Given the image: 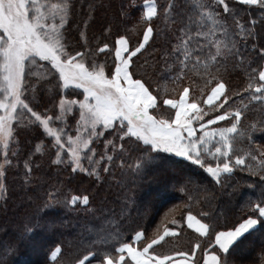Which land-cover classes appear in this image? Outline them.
Returning <instances> with one entry per match:
<instances>
[{
  "label": "snow or ice",
  "instance_id": "snow-or-ice-1",
  "mask_svg": "<svg viewBox=\"0 0 264 264\" xmlns=\"http://www.w3.org/2000/svg\"><path fill=\"white\" fill-rule=\"evenodd\" d=\"M235 3L257 7L264 21V0H235ZM143 8L140 21L145 27L138 45L132 47L125 35L117 34L114 44L103 43L96 50L98 53L114 52L111 65L97 66L95 63L87 65V53L73 51L66 43L65 25L70 22L74 11L73 0L52 4L47 0H0V192L6 190L4 178L6 167L10 165L11 138L14 128L20 124L42 128L43 135L52 138L51 146L56 149L57 157L53 163L65 162L61 152L66 151V163L71 172L85 173L95 177L97 182L102 179L101 168L104 173H109L118 158L119 166L124 168L125 157L135 151L138 153L135 163L128 166L133 176L132 186L118 182L115 207L109 210L108 215H103V207L99 209L106 223L116 221L114 235L118 246L114 247V252L105 251L102 255L89 250L77 258L75 264H92V261L96 264H233L232 252L249 238H260L264 246V146H253L252 135L256 131L264 132V65L258 68H252L251 62L247 65L250 69L247 87L242 89L243 95L233 93L241 98L242 106L234 110L227 108L231 97L224 75L229 61L233 62L232 67L244 64L246 54L235 37L257 39L256 20H251L252 27L246 29L236 19L228 0H211L210 3L207 0H168L167 6L158 5L157 0H143ZM217 8H222L223 13L233 18L238 32L229 31ZM121 15H127L126 11ZM161 16L175 39L171 50H166L162 58L166 63L165 71L173 83L184 80L192 72L206 78L207 84L214 85L202 100L207 108L199 106L198 101L189 102V87H183L178 93L179 99H163L167 108H161L151 86L143 78H136L132 70L133 58L156 34L153 21ZM81 37H84L83 32ZM252 50L264 60V44L258 50L253 44ZM33 77H36L34 82ZM44 85H51L49 91L59 89L60 114H42L28 101L26 93L29 89L35 94L42 91ZM70 88L82 89L83 99H65L64 92ZM245 98L248 103H244ZM254 105L259 106V117L242 129V119ZM77 106L79 120L75 137L68 135L64 127L52 126L54 121L65 123L67 114ZM222 121H231V124L213 127ZM106 135L111 139H104V154L96 159L91 145ZM238 137H246L247 148H237ZM36 150H41L39 145ZM89 152L93 154L89 155ZM170 156L199 166L212 178L210 183L214 181L222 190L229 186L224 179L231 177L235 169L248 171L259 177L255 186L250 185L258 187L259 192L254 193V198L244 200L239 217L222 229L189 213L186 218L188 228L204 238L206 246L197 242L189 251L165 254L154 246L166 236L176 235L175 230L165 228L163 234L155 238L147 237L144 230H134L124 238L120 229L131 217L136 206V190L142 185L174 182V187L180 186L181 191H187L188 185L194 183L191 177H177L164 163ZM207 156L216 163H211ZM85 159L87 166L83 163ZM105 160L107 163H102ZM30 164L31 156L24 165L25 185L33 182ZM202 191L206 200L211 202L214 199L207 188ZM234 192L235 186L228 196L231 198ZM46 195L47 200L42 206L26 215V223L16 240L0 246V264H9V257L16 254L21 244L38 251L42 249L43 234L55 228L48 209L83 205L86 212L97 211L88 207V195L61 199L59 190ZM201 215L210 218L208 212ZM96 235L107 244L111 230L101 228L96 230ZM61 251L60 245L44 251L43 264H57Z\"/></svg>",
  "mask_w": 264,
  "mask_h": 264
},
{
  "label": "trees",
  "instance_id": "trees-1",
  "mask_svg": "<svg viewBox=\"0 0 264 264\" xmlns=\"http://www.w3.org/2000/svg\"><path fill=\"white\" fill-rule=\"evenodd\" d=\"M52 1L60 2V0H47L48 3ZM167 2L168 0H157L158 5L162 6H167ZM207 2L210 3L211 0ZM228 2L236 13V19L246 29L252 27L251 20H256L255 32L257 34L255 40L235 37L240 41L241 50L245 51L246 58L242 66L232 67L233 62L229 61V68L224 73L229 83V96L231 97L227 108L234 110L242 106L241 98L234 96L233 93L239 92L243 95L242 89L247 87L250 75L247 65L251 62L252 68H258L264 64V60L256 56L252 50L253 44L256 45L257 50L261 44H264V21L257 7L240 5L235 3V0H228ZM73 4L74 11L70 22L65 25L64 35L71 50L87 53L85 56L87 65L93 63L97 66L111 65L114 52L98 53L96 50L103 43L114 44L117 34L125 35L132 47L137 46L143 37L145 25L140 21L144 11L143 0H73ZM122 11H126L127 15H121ZM217 11L220 13L221 20H226L230 32L239 31L232 17L223 13L222 8H217ZM153 24L156 34L150 39L145 49L133 58L132 70L136 73V78H143L146 84L151 86L153 93L158 96L161 108H167L163 105V99H179L178 93L183 90V87H189V102L195 100L199 102V106L207 108L202 104V100L206 98L214 85L207 84L206 78L192 72H189L184 80L173 83L172 78L165 71L166 63L162 58L166 50H171L175 39L171 31L165 27L166 21L163 16L155 19ZM106 29L111 31H106ZM81 32L84 33V37H81ZM35 79L36 77H33L32 81L34 82ZM50 87L51 85H44L43 90L35 94L29 89L26 95L35 110L54 116L60 114V95L57 94L59 89L49 91ZM64 95L67 100L83 99L82 89L70 88L64 92ZM244 103H248L247 98L244 99ZM258 109L259 106L250 107L242 119L240 125L242 129L258 119ZM78 118L79 109L75 107L74 111L65 117V123L54 121L52 126L64 127L68 135H73ZM230 124L231 121H222L213 127H227ZM252 135L254 136L253 146H264V132L256 131ZM11 139L10 165L6 167L4 178L6 190L0 192V246H6L9 241L16 240L26 223V215L35 212L38 206H42L47 200L48 192L59 190L61 199L70 198L71 195H88L90 198L88 207L97 209V211L86 212L83 210V205H77L74 208L56 206L48 209L49 217L55 221V228L43 234L42 249L38 251L21 244L16 254L9 257V264H43V252L56 245H60L62 249L57 264H75V260L86 255L89 250L100 255L105 251L114 252V247L118 246L114 235L116 221L113 220L111 224L106 223L99 209L103 207V215H108L109 210L115 207L114 201L119 191L118 182L132 186L133 176L128 166L135 163V156L138 153L133 151L130 156L125 157L124 168L119 166V158L112 164L109 173H104L101 168L99 171L102 179L97 182L95 177H90L85 173H72L66 163L68 159L66 151L61 152V157L65 162L53 163L57 160L56 149L51 146L52 138L43 135L42 128L25 127L24 124L17 125ZM104 139H111V136L106 135L91 145L98 153L96 157L104 154ZM37 145L40 146V151L36 150ZM236 146L238 149L247 148L246 137H238ZM13 152L16 153L15 156L12 155ZM162 155L169 156L170 154ZM29 156H31L30 167L33 169V182L25 185L24 165ZM206 159L213 164L216 163L211 156H207ZM258 161H249V163L257 164ZM86 162L88 161L85 159L83 163L87 166ZM102 163H107V161H102ZM164 163L174 171L177 177H191L194 183L188 185L187 191H181L180 186L174 187V182H153L142 185L136 190V206L132 215L120 229V235L124 238L133 234L134 230H144L149 238L163 234L165 228L175 230L176 235L166 236L159 245L154 246L161 253L189 251L197 242L204 243L206 246L205 239L188 228L185 220L189 213L202 222H211L222 229L239 217L244 200L249 197L254 198V193L259 192L258 187H250V185L257 184L259 177L253 176L248 171L242 172L239 168L234 170L231 177L224 179V183L229 186L226 190H222L220 185L214 184V181L210 183L212 178L203 169L189 161L170 156ZM233 186H235V192L230 198L228 193L233 192ZM204 188L212 193L214 199L211 202L205 199V193L202 191ZM102 201H104L103 204ZM203 212H208L210 218L203 217L201 215ZM101 228L111 230L107 244L102 243L96 235V230ZM232 261L233 264H264V246L261 244V239L249 238L240 248L232 252ZM92 264H96V261H92Z\"/></svg>",
  "mask_w": 264,
  "mask_h": 264
},
{
  "label": "rangeland",
  "instance_id": "rangeland-1",
  "mask_svg": "<svg viewBox=\"0 0 264 264\" xmlns=\"http://www.w3.org/2000/svg\"><path fill=\"white\" fill-rule=\"evenodd\" d=\"M49 3L52 4V3H56V2L52 1V2H49ZM77 107H78V106H77ZM59 109H60V108H59ZM78 120H79V118H78ZM78 120H77V121H78ZM76 127H77V124H76V126H75V129H76ZM72 136H74V137L76 136V130H75V134H73ZM103 150H104V148H103ZM92 154H93V153H92ZM92 154H90V155H92ZM96 154H98L97 151H95V158H96V159H100V156H97V157H96ZM86 163H88V162H86ZM185 222H186V220H185ZM186 224H187V223H186ZM175 232H176V231H175Z\"/></svg>",
  "mask_w": 264,
  "mask_h": 264
},
{
  "label": "crops",
  "instance_id": "crops-1",
  "mask_svg": "<svg viewBox=\"0 0 264 264\" xmlns=\"http://www.w3.org/2000/svg\"><path fill=\"white\" fill-rule=\"evenodd\" d=\"M264 65V64H263ZM207 97V96H206ZM206 99V98H205ZM187 218V217H186ZM198 219V218H197ZM187 223V222H186ZM192 230H194V229H192Z\"/></svg>",
  "mask_w": 264,
  "mask_h": 264
}]
</instances>
